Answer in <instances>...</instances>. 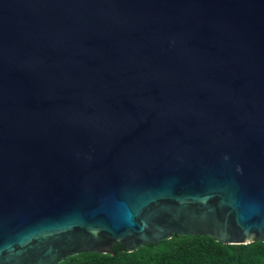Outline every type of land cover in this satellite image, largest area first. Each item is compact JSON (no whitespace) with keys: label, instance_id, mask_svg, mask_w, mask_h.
I'll return each instance as SVG.
<instances>
[{"label":"water","instance_id":"1","mask_svg":"<svg viewBox=\"0 0 264 264\" xmlns=\"http://www.w3.org/2000/svg\"><path fill=\"white\" fill-rule=\"evenodd\" d=\"M176 235L264 243V0H0V264Z\"/></svg>","mask_w":264,"mask_h":264},{"label":"trees","instance_id":"2","mask_svg":"<svg viewBox=\"0 0 264 264\" xmlns=\"http://www.w3.org/2000/svg\"><path fill=\"white\" fill-rule=\"evenodd\" d=\"M86 253L61 264H264V243L223 245L208 236H173L136 250Z\"/></svg>","mask_w":264,"mask_h":264}]
</instances>
